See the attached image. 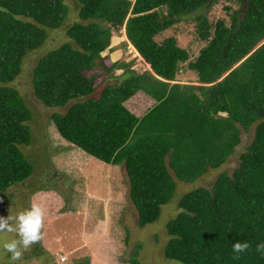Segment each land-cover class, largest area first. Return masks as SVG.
Listing matches in <instances>:
<instances>
[{
	"label": "trees",
	"instance_id": "trees-1",
	"mask_svg": "<svg viewBox=\"0 0 264 264\" xmlns=\"http://www.w3.org/2000/svg\"><path fill=\"white\" fill-rule=\"evenodd\" d=\"M218 1L77 0V21L65 27L68 41L31 72L35 99L66 108L51 115L58 135L104 164L123 166L139 228L157 221L175 180L193 183L221 168L253 128L231 174L221 172L210 188L180 197L166 224L168 264H264L255 250L264 242V0H236L238 8L226 12L229 23H212L202 10ZM67 16L65 0H0V193L33 171L20 149L32 141V114L12 83L27 54ZM192 17L205 45L188 62L177 39L162 36ZM122 30L148 71L106 64L109 55L101 54ZM187 62L196 84L176 80ZM116 71H122L117 82L99 91ZM135 97H143L138 111L149 104L141 115L127 108ZM238 241L251 247L234 259ZM127 263L138 264L136 253Z\"/></svg>",
	"mask_w": 264,
	"mask_h": 264
},
{
	"label": "rangeland",
	"instance_id": "rangeland-1",
	"mask_svg": "<svg viewBox=\"0 0 264 264\" xmlns=\"http://www.w3.org/2000/svg\"><path fill=\"white\" fill-rule=\"evenodd\" d=\"M65 3L68 16L64 26L47 30L42 47L27 54L21 74L12 83L32 114L29 122L32 141L20 149L33 171L24 182L0 193V217L16 216L30 208L33 201L45 209L44 238L25 251L21 260L13 262L2 245L18 237L16 233H0V264H84L86 261L87 264H128L133 253H136L138 264H168L164 257L169 239L166 224L177 215L180 197L198 187L210 188L221 172L231 174L239 164V155L253 138V128L242 134L240 146L221 168L209 171L193 183L175 180L174 196L161 207L157 221L139 228L137 213L128 198L123 166L104 164L63 140L52 124L51 115L64 113L66 108H47L32 92L31 72L37 60L67 42L65 27L77 21V0H65ZM237 8L236 0H219L202 13L212 23L219 19L229 23L226 12ZM193 17L176 24L162 36H174L179 46L189 52L188 62L195 60L205 45L197 38ZM127 44L123 30L112 34L110 46L101 54L105 58L109 55L106 64L124 61L131 63L132 70L138 74L148 71L149 65ZM188 62L177 75L180 84H196V73L187 69ZM121 73L114 72L112 79L105 76L99 91L117 82L114 78ZM142 100L143 97L133 98L127 108L141 115L149 105L138 111ZM60 255L66 257V263L59 262Z\"/></svg>",
	"mask_w": 264,
	"mask_h": 264
},
{
	"label": "clouds",
	"instance_id": "clouds-1",
	"mask_svg": "<svg viewBox=\"0 0 264 264\" xmlns=\"http://www.w3.org/2000/svg\"><path fill=\"white\" fill-rule=\"evenodd\" d=\"M44 218L45 209L35 201L32 202L30 208L21 211L16 216L0 217V233H16L18 237L2 245L4 251L11 254V261L21 260L25 251L43 240ZM250 247L248 241L236 242L232 245L233 258L239 259L240 254L247 252ZM255 250L264 256V242L257 244Z\"/></svg>",
	"mask_w": 264,
	"mask_h": 264
},
{
	"label": "built area",
	"instance_id": "built-area-1",
	"mask_svg": "<svg viewBox=\"0 0 264 264\" xmlns=\"http://www.w3.org/2000/svg\"><path fill=\"white\" fill-rule=\"evenodd\" d=\"M65 261H66V257L62 256V257L59 258V262L60 263H64Z\"/></svg>",
	"mask_w": 264,
	"mask_h": 264
},
{
	"label": "crops",
	"instance_id": "crops-1",
	"mask_svg": "<svg viewBox=\"0 0 264 264\" xmlns=\"http://www.w3.org/2000/svg\"><path fill=\"white\" fill-rule=\"evenodd\" d=\"M62 256H63V255H62ZM62 256L60 255V257H62ZM60 257H59V258H60ZM66 261H67V259H66ZM66 261H65L64 263H66Z\"/></svg>",
	"mask_w": 264,
	"mask_h": 264
},
{
	"label": "bare ground",
	"instance_id": "bare-ground-1",
	"mask_svg": "<svg viewBox=\"0 0 264 264\" xmlns=\"http://www.w3.org/2000/svg\"><path fill=\"white\" fill-rule=\"evenodd\" d=\"M132 48V47H131Z\"/></svg>",
	"mask_w": 264,
	"mask_h": 264
}]
</instances>
